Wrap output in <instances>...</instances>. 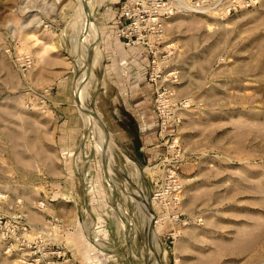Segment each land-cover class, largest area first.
Masks as SVG:
<instances>
[{
    "label": "rangeland",
    "instance_id": "rangeland-1",
    "mask_svg": "<svg viewBox=\"0 0 264 264\" xmlns=\"http://www.w3.org/2000/svg\"><path fill=\"white\" fill-rule=\"evenodd\" d=\"M86 1L117 182L75 102L79 1L0 0V264H264V0ZM117 49L152 88L150 158L110 128Z\"/></svg>",
    "mask_w": 264,
    "mask_h": 264
},
{
    "label": "crops",
    "instance_id": "crops-1",
    "mask_svg": "<svg viewBox=\"0 0 264 264\" xmlns=\"http://www.w3.org/2000/svg\"><path fill=\"white\" fill-rule=\"evenodd\" d=\"M100 37H102V35H100ZM117 48L119 49L118 45ZM118 54L122 63H120V65L112 63L114 69L112 71L108 70L109 72L106 73L109 82L118 91V96L113 95L114 105L112 110H110L113 122H111V124L109 123L112 126L110 128L117 134L119 140L129 139V142L132 140L131 138L135 136L131 133V128H135L139 142L137 141L135 145L133 144V147L137 148L139 151L145 149L150 158L151 151H157L159 149L155 143L152 147H148L150 146V144H148L150 138L155 139V123L151 103L152 88L143 75L145 69L143 71L141 69L143 68L139 64V62L141 63V59H127L125 57V50L123 49L118 50ZM67 113L71 114L73 112L67 110L65 114ZM70 117L74 118V123L68 124L63 122L60 124V132L62 133L60 143L63 147L67 144L70 146L72 145V141L75 140L79 130V124L75 116L71 114ZM140 117H143L146 122V125L142 127L140 125ZM140 128H142L143 131H141ZM66 140H69V142ZM67 150L68 148H61L63 154H66ZM109 201L112 203L110 199Z\"/></svg>",
    "mask_w": 264,
    "mask_h": 264
},
{
    "label": "bare ground",
    "instance_id": "bare-ground-1",
    "mask_svg": "<svg viewBox=\"0 0 264 264\" xmlns=\"http://www.w3.org/2000/svg\"><path fill=\"white\" fill-rule=\"evenodd\" d=\"M78 1H79L78 6H77L78 14L76 17L77 21L74 20L76 24L73 27V28L80 29V34L82 37V45L79 48V50L77 49V51L79 52L75 54L77 55L76 62H75L76 63L75 92L77 95V102L81 110L83 119H84L85 128L88 130L90 129V131L92 130L94 132L95 139L98 141L101 163L107 168V172L115 184L117 182V180L114 177L116 169L113 166L114 156L112 155L114 137L112 133L108 131V129L104 126L99 113L96 111L94 107L93 103H94L95 96L93 97L94 93L93 91H91L92 89L90 87V86L93 87V85L98 84V80L94 77V73H93L96 65L99 63L100 53H101L97 45L98 32L92 20L94 18V17L92 18V5L88 3L86 0H78ZM71 26H73V23L71 24ZM73 36L75 39V37L77 38L78 35L76 36L73 34ZM90 83L92 85H89ZM138 167H139L140 172H143L145 169V167L143 166H138ZM125 184H127L126 181L123 182V185ZM127 189L129 192L132 191L130 190L132 188L129 189L128 187ZM136 198H137V195H136ZM146 198H147L146 195L144 197H141V203L144 205L145 210L148 211L147 213L149 215L148 216V219H149V218H152L153 215H152V212L148 210L149 205H148V201L146 200Z\"/></svg>",
    "mask_w": 264,
    "mask_h": 264
},
{
    "label": "water",
    "instance_id": "water-1",
    "mask_svg": "<svg viewBox=\"0 0 264 264\" xmlns=\"http://www.w3.org/2000/svg\"><path fill=\"white\" fill-rule=\"evenodd\" d=\"M98 35H99V34H98ZM98 41H99V39H98ZM98 41H97V44H98ZM76 100H77V99L75 98V102H76Z\"/></svg>",
    "mask_w": 264,
    "mask_h": 264
}]
</instances>
